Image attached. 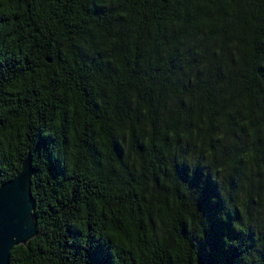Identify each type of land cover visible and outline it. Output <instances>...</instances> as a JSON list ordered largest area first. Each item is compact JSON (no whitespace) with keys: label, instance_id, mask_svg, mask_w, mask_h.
Masks as SVG:
<instances>
[{"label":"trees","instance_id":"trees-1","mask_svg":"<svg viewBox=\"0 0 264 264\" xmlns=\"http://www.w3.org/2000/svg\"><path fill=\"white\" fill-rule=\"evenodd\" d=\"M10 264H264V0H0Z\"/></svg>","mask_w":264,"mask_h":264},{"label":"water","instance_id":"water-1","mask_svg":"<svg viewBox=\"0 0 264 264\" xmlns=\"http://www.w3.org/2000/svg\"><path fill=\"white\" fill-rule=\"evenodd\" d=\"M35 172L27 155L17 174L0 185V264H10L12 249L38 233L32 194Z\"/></svg>","mask_w":264,"mask_h":264}]
</instances>
